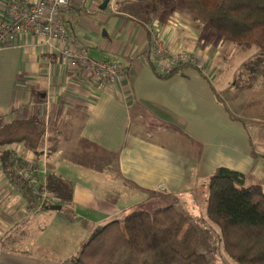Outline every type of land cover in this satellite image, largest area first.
<instances>
[{
  "label": "crops",
  "instance_id": "0c3cea01",
  "mask_svg": "<svg viewBox=\"0 0 264 264\" xmlns=\"http://www.w3.org/2000/svg\"><path fill=\"white\" fill-rule=\"evenodd\" d=\"M102 1L73 0L63 19L74 28L69 37L83 44L91 58L127 67L126 80L120 83L100 85L87 72L71 68L62 54L44 52L31 34L0 45V124L30 120L44 128L37 181L46 183L47 174L55 173L72 184L65 214L52 216L51 223L42 227L43 238L35 247L38 254L26 243L41 226L31 222L33 218L20 219L24 207L33 208L20 186L5 175L0 161L1 189L8 178L19 195L0 198V264H71L97 225L137 208L154 193L192 201L201 187L206 198L207 181L220 167L244 174L246 186L258 184L264 189V118L253 111L255 100L242 93L247 89L241 81L243 66L239 72L233 65V72L211 74L185 66L163 78L146 53L147 28L164 30V38L176 27L169 34L174 46L167 43L168 49L173 54L199 51L195 56L201 61L209 45L204 50L192 47L199 34L196 22L163 0H119L115 9L98 11ZM5 10L6 0H0V23ZM94 41L114 57L92 56L88 46ZM218 85L224 93L233 91L230 99L221 95ZM248 89L264 94L260 81ZM51 135L58 150L50 155ZM12 145L19 156L36 158L26 142ZM55 159L60 166L53 163ZM135 191H140L142 201L125 207ZM37 209L43 212L35 216L52 210ZM54 245L58 253L50 251Z\"/></svg>",
  "mask_w": 264,
  "mask_h": 264
},
{
  "label": "trees",
  "instance_id": "16d2710c",
  "mask_svg": "<svg viewBox=\"0 0 264 264\" xmlns=\"http://www.w3.org/2000/svg\"><path fill=\"white\" fill-rule=\"evenodd\" d=\"M163 1L166 6H173L171 10L180 9L189 14L200 26L199 45L213 36L235 46L256 47L257 51L240 71L244 72L241 81L246 88L260 81L264 88V0ZM147 30L146 53L150 63L159 70L154 60V30L152 27ZM185 66L204 70L198 62L188 60L178 63L169 72L160 68L162 71L158 74L168 78ZM24 122L28 125L23 130ZM24 122L0 124L3 171L12 182L21 178L18 185L29 203L35 200L33 189L36 188L39 192L48 190L59 195L66 201L65 207L71 203L72 184L55 173L47 174L46 183L35 180L38 158L43 154L38 149L44 143V128L31 125L30 120ZM29 133H33V137ZM49 138L48 154L51 155L58 150L57 139L52 135ZM19 142L32 147L36 158L28 160L15 149H1ZM9 168L13 172H8ZM16 168L29 169L33 177L17 174ZM244 182V174L238 171L217 169L207 181L206 218L203 220L178 200L153 213L141 208L125 211L97 225L71 264H220L221 261L232 264L230 260L236 264H264V189L258 184L246 186Z\"/></svg>",
  "mask_w": 264,
  "mask_h": 264
},
{
  "label": "built area",
  "instance_id": "2783aa9c",
  "mask_svg": "<svg viewBox=\"0 0 264 264\" xmlns=\"http://www.w3.org/2000/svg\"><path fill=\"white\" fill-rule=\"evenodd\" d=\"M119 0H110L109 7L115 9ZM73 0H6L5 18L0 23V45L14 42L22 35L31 34L40 41L38 46L44 52L60 53L67 60L70 67L78 72H87L100 85L117 84L126 80L128 70L112 60H95L91 58L83 44H78L69 37L67 25L63 14L73 8ZM155 45L154 60L163 71H171L178 63L191 60L197 62V57L189 54L180 56L168 51L165 43L157 30L152 33ZM13 172L12 168H9ZM19 175L33 177L32 172L25 168L14 170ZM21 178L16 180L19 184ZM163 190V186H159ZM35 200L32 204L50 206L52 204L66 203L59 195L48 190L39 192L33 189Z\"/></svg>",
  "mask_w": 264,
  "mask_h": 264
},
{
  "label": "rangeland",
  "instance_id": "374dc122",
  "mask_svg": "<svg viewBox=\"0 0 264 264\" xmlns=\"http://www.w3.org/2000/svg\"><path fill=\"white\" fill-rule=\"evenodd\" d=\"M98 11H103V10L98 9ZM64 21H65V24L67 25V28H68V34H70L71 36H74V33H73L74 28L69 27L66 19ZM195 25H196V28L198 29L199 34L196 32V35H195L196 36V42H195V45L192 47L194 49L199 48L200 50L201 49L204 50L205 44H207V46L209 45L208 48H206L202 52V54L203 53L205 54L206 58H204L203 60L201 59V61L198 58L197 62L199 64H201V66L204 67V70L206 72H209L210 74L212 72H233V65L236 68H239L241 65L243 66L242 63L251 59L253 57V55L255 54V52L257 51L256 47L247 48V47L235 46L232 43L225 41L222 38L216 39L215 37L213 38V36L211 37L210 40L204 39V41L201 43V45H199V41H200L199 35H200L201 29H200V26L197 25V23H195ZM175 28L176 27H173V28H171V30L175 31L176 30ZM105 30L106 29L104 28L102 30V33L100 34L101 40L104 39ZM171 30L162 39L165 43H168L173 47L174 46V45H172L173 39L169 35L172 32ZM163 31L164 30L160 29L161 33H163ZM161 33H160V35H162ZM186 41H188V43L186 42L185 44L190 45V42H189L190 39H186ZM96 45H97V41H94L91 43V45L88 46L90 54L91 55L93 54L92 56L97 57L98 59L102 58V57H105V58H113L114 57L113 53H111L107 50H104V49L103 50L98 49V47H96ZM195 46H196V48H195ZM167 48H168V46H167ZM183 49H186V48H183ZM168 51L172 52L169 49H168ZM198 52L199 51H196L194 53V55L189 56V57H195V55L198 56ZM186 53L187 52H183V54L179 53L178 55L184 56V54H186ZM187 54H189V53H187ZM201 58H202V56H201ZM242 66H241V68H242ZM241 68L238 69V72ZM229 74L230 73H228L227 75H229ZM218 88L220 91H222L221 95L222 96L225 95V97L228 99H230V96L233 95V91H228V92L224 93L223 90H221L222 87L220 85H218ZM242 93L244 95L245 94L249 95V97H248L249 101L255 100L254 101L255 102L254 107L256 110H253V111L254 112L259 111V113L262 116L261 118H264V100H263L264 94H261L258 90L248 89V88L245 91H243ZM259 96L262 98H259ZM65 117L67 120H69V116L67 117V115H65ZM65 131L67 132V129ZM8 147L11 148V147H13V145L12 146L10 145ZM4 148H5V146H4ZM92 155L93 154L90 155V158ZM84 157H89V153L84 152ZM53 163H55L56 166H60V163H59V161H57V159H55V161H53ZM49 169L51 170V167ZM8 172H10L9 169H8ZM5 177H7V176H5ZM35 180H37V178ZM4 183H5L4 184L5 186H4L3 190L1 189L2 187H0V198H2L3 196L6 197L8 194L18 195V191L12 187V185L8 181V178L4 180ZM2 184H3V182H2ZM203 189L204 188L200 187V192H199L200 195L196 194V196L192 199V201H191L190 197H189V199H182V200L179 199L178 200L184 205V207H186V209L189 212H191L197 218L202 219V220L206 218V203H207V198H205V194L201 195L204 192ZM140 195H141L140 191H135L133 196L130 198L129 202H127V204H125V207L130 208V207H132V205L142 201L140 199ZM186 198H188V197H186ZM173 201L174 200L172 198H170L164 194H158L157 195L154 193V195L150 194V198L143 200V202L140 203V205L137 208L146 209V210L150 211L151 213H153L156 209H158L160 207H165V206L171 205L172 203H174ZM130 203H131V206H130ZM29 206L33 209L32 210H30V209L26 210V207H24V209H22V211L20 212V214H21L20 217H23V218H20V219L24 220V222H26V220L30 217V218H33L31 222H34L35 224H38L39 226H41V228H39V230L29 234V236L27 238V243H26V245L29 248H31L32 252H37L39 254V251L37 249H35V247L38 248L36 243L42 235V231H43L42 227H45L51 223L52 216H61V214H65L67 205L65 207H63V210H47V213L41 214V215H36V216H35L36 213H38V212L42 213L43 212L42 210H41L42 212L39 211L38 209L36 210V208L44 207V206H40L39 203L38 204L30 203ZM2 207H3V203H2V201H0V208H2ZM134 208H132V209H134ZM132 209H130V210H132ZM40 213H38V214H40ZM120 214H117V215H120ZM112 219H115V218L113 217L110 220H112ZM109 221H107V222H109ZM24 229H25V225H24ZM47 229H48V232L52 233L51 229H49V228H47ZM45 231H47V230H45ZM217 231H218V229L215 227L214 228V234H216ZM50 233H48V234H50ZM41 238H43V237H41ZM57 247H58L57 245H54L55 249H52L50 251L51 252L56 251L55 253H58ZM225 257L230 258L227 254H225ZM230 262L232 264H236L235 262H233L231 260H230ZM220 264H222V261Z\"/></svg>",
  "mask_w": 264,
  "mask_h": 264
},
{
  "label": "water",
  "instance_id": "95a60500",
  "mask_svg": "<svg viewBox=\"0 0 264 264\" xmlns=\"http://www.w3.org/2000/svg\"><path fill=\"white\" fill-rule=\"evenodd\" d=\"M110 0H103V2L100 5V9L104 10L107 8V6L109 5ZM49 209L52 210H62L63 206L60 204H52L50 206H48Z\"/></svg>",
  "mask_w": 264,
  "mask_h": 264
}]
</instances>
